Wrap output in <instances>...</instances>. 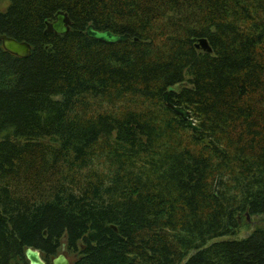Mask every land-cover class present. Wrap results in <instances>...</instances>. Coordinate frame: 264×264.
I'll list each match as a JSON object with an SVG mask.
<instances>
[{"label":"trees","instance_id":"16d2710c","mask_svg":"<svg viewBox=\"0 0 264 264\" xmlns=\"http://www.w3.org/2000/svg\"><path fill=\"white\" fill-rule=\"evenodd\" d=\"M7 2L0 264H264V0Z\"/></svg>","mask_w":264,"mask_h":264},{"label":"water","instance_id":"95a60500","mask_svg":"<svg viewBox=\"0 0 264 264\" xmlns=\"http://www.w3.org/2000/svg\"><path fill=\"white\" fill-rule=\"evenodd\" d=\"M68 26L66 16L62 13L56 15L55 21L50 25V30L59 35H65L68 32ZM88 38L96 40L104 44H117L125 42L129 39V35H117L108 30L98 31L93 26H88L85 32ZM0 42L4 51L16 57L25 58L30 55L31 46L26 42H19L15 39L9 38L4 35H0ZM200 46L203 49H208L205 40H200ZM163 101L167 108H169L177 116L186 121L187 126L192 129L193 132L197 130L194 121L190 118V114L184 108L172 104L169 100V92H165L163 95ZM254 227V225H252ZM65 245L62 246V253L52 259V264H70L69 260L64 256ZM25 258L28 264H46L38 250L27 248L25 250Z\"/></svg>","mask_w":264,"mask_h":264},{"label":"rangeland","instance_id":"374dc122","mask_svg":"<svg viewBox=\"0 0 264 264\" xmlns=\"http://www.w3.org/2000/svg\"><path fill=\"white\" fill-rule=\"evenodd\" d=\"M7 6H8V2H7V0H0V12H3V11H5V9L7 8ZM182 86H178L176 89L178 90V89H180ZM264 218V217H263ZM259 220V219H258ZM252 225H254V227H256V226H262V225H264V222H262V221H256V219L254 220V221H252L251 222V228H250V230H244V229H241V230H239V232L238 233H236V234H233V235H230V236H228V237H225L226 239H236V238H243V237H245V236H248L249 234H250V232L254 229V227H252ZM64 254V253H63ZM65 256V255H64ZM66 257V256H65ZM67 258V257H66ZM68 260H69V262H70V259L69 258H67Z\"/></svg>","mask_w":264,"mask_h":264}]
</instances>
